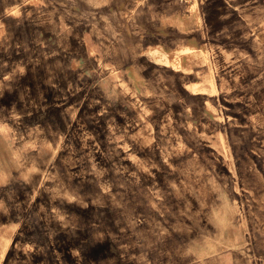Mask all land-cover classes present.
<instances>
[{"label":"rangeland","instance_id":"rangeland-1","mask_svg":"<svg viewBox=\"0 0 264 264\" xmlns=\"http://www.w3.org/2000/svg\"><path fill=\"white\" fill-rule=\"evenodd\" d=\"M6 1L0 264H264V0Z\"/></svg>","mask_w":264,"mask_h":264},{"label":"crops","instance_id":"crops-1","mask_svg":"<svg viewBox=\"0 0 264 264\" xmlns=\"http://www.w3.org/2000/svg\"><path fill=\"white\" fill-rule=\"evenodd\" d=\"M111 3L114 2L115 0H109ZM118 0H116L117 2ZM122 4V6L124 5V3H141L143 4L142 6L138 7L137 13L139 18H143L146 20V23H143V28L146 29L144 32V35L148 36L149 38H154V36L158 35V33L155 31L156 27H155V22L157 20H162V19H167V20H171L173 22H176L177 19H186L189 18L188 16L190 14H188L189 10L183 8V5L180 3L179 0H119ZM6 0H0V18H1V13L3 10L6 9ZM64 0H56L57 6H59L61 3H63ZM73 3L76 4L74 8V12H77L80 14V0H74ZM199 3V0H198ZM122 11H123V7H122ZM188 11V12H187ZM187 13V14H186ZM150 20H152V24L150 25L149 22ZM170 24H168L169 27ZM174 26L172 27H176V30H180L178 29V25L173 24ZM190 27H188L187 29L184 30H180V31H184L185 33H188V29ZM120 32H121V36L125 35V33H127L128 31L126 30V32H124V30L122 28H120ZM154 40V39H153ZM123 43V40H122ZM148 44V43H147ZM151 46H155L156 44L154 43V41L152 42L150 40ZM147 48V47H146Z\"/></svg>","mask_w":264,"mask_h":264},{"label":"clouds","instance_id":"clouds-1","mask_svg":"<svg viewBox=\"0 0 264 264\" xmlns=\"http://www.w3.org/2000/svg\"><path fill=\"white\" fill-rule=\"evenodd\" d=\"M217 222L218 225L222 228L227 226V220L225 218H218Z\"/></svg>","mask_w":264,"mask_h":264}]
</instances>
